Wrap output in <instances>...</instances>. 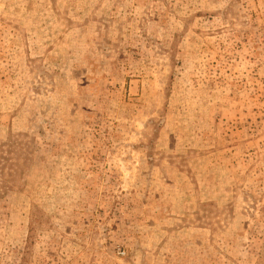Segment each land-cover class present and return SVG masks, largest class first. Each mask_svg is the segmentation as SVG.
Listing matches in <instances>:
<instances>
[{
	"label": "rangeland",
	"instance_id": "1",
	"mask_svg": "<svg viewBox=\"0 0 264 264\" xmlns=\"http://www.w3.org/2000/svg\"><path fill=\"white\" fill-rule=\"evenodd\" d=\"M0 264H264V0H0Z\"/></svg>",
	"mask_w": 264,
	"mask_h": 264
}]
</instances>
